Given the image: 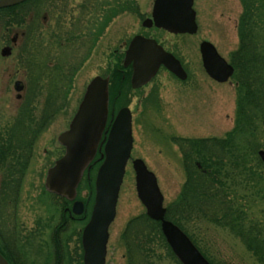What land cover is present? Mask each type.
<instances>
[{"label":"rangeland","instance_id":"rangeland-1","mask_svg":"<svg viewBox=\"0 0 264 264\" xmlns=\"http://www.w3.org/2000/svg\"><path fill=\"white\" fill-rule=\"evenodd\" d=\"M152 4L153 0H137L138 15L123 13L114 18L99 37L89 57L76 71L68 93H65V82L58 81L55 87L58 92L55 97L58 106L62 109H57L45 128L38 135L32 136L35 139L33 154L24 177L17 207V232L21 234L18 248L28 259V264H44V255L53 247L52 230L60 229L62 213L71 209V204L64 203L63 200L47 193L44 187L47 170L64 153L57 136L68 129L91 79L95 76L110 77L112 73L114 74L112 69L117 64L122 65L126 46L134 35L152 37L172 52L181 61L186 79H178L161 68L146 86L136 90L130 89L129 93L123 94L124 96L118 94L119 99L110 104L109 121H112L120 108L130 109L133 145L118 195L115 219L109 227L105 264H128L122 233L131 219L145 214V208L136 194L135 174L131 161L135 158L142 159L147 168L154 173L163 195V205L167 207L176 198L185 180L182 155L173 140L223 137L234 126L237 95L235 82L230 79L226 83H218L205 73L201 63L199 43L203 40L211 42L217 52L230 61L232 53L239 45L238 26L245 11L242 1L193 0L198 26L197 32L193 35H173L157 28L142 27L141 22L150 15ZM11 30L10 38H13L15 32L21 31L19 28ZM4 32H6L5 28L0 25L1 126L15 118L20 108L18 106L21 101L16 98L14 82L16 80L22 82L24 85L22 95L26 96L29 83L25 70L18 66L17 45L12 46L10 40L5 41ZM8 48L10 52L7 51ZM115 50H120V57H116ZM129 72L131 69H127L126 74L128 75ZM50 86H46L44 93L50 92ZM37 102L35 112L39 114L42 98L37 99ZM261 138L264 142V133ZM101 149L102 146L95 157L98 162L87 171L78 188L77 199L84 203L85 212L81 216H75L71 212L75 220L59 235L61 237L59 239L63 242L61 264L82 262L81 232L88 221L94 201V180L102 162L99 153ZM41 199L44 203L42 205ZM56 202L60 204L58 212L61 215L57 213L52 218L53 205ZM252 212L255 220L264 222V203L257 202L252 207ZM43 226L48 227L44 230L46 231L44 234L40 230ZM195 226L196 229L187 228L188 232L197 239L198 245L215 263L258 264L243 243L229 231L204 224ZM2 234H6V228L0 225V243L3 242ZM145 259H142L143 263ZM149 263L181 264L176 257L173 258L159 245L155 247V253ZM47 264H52L51 257Z\"/></svg>","mask_w":264,"mask_h":264},{"label":"trees","instance_id":"trees-1","mask_svg":"<svg viewBox=\"0 0 264 264\" xmlns=\"http://www.w3.org/2000/svg\"><path fill=\"white\" fill-rule=\"evenodd\" d=\"M241 1L245 11L238 26L239 45L230 59L234 67L231 79L237 94L234 126L223 137L173 140L182 155L185 180L176 198L167 205L165 218L184 231L211 264L219 263L207 256L187 228L196 229V224H204L225 229L243 243L258 264H264V222L255 220L252 212L257 202L264 203V164L258 157V151L264 150L261 138L264 133V0ZM18 7L0 9V25L5 31L11 33L15 28L24 31L16 46V58L29 80L26 104L8 124L0 126V225L6 228L2 244L9 250L5 254L0 248V253L7 255L11 264H19L18 260L28 264L18 248L21 234L17 232V207L33 151L32 136L45 128L57 109H62L55 97L58 81L65 82V93H68L76 71L109 23L123 13L138 15V5L137 0H64L57 11L47 14L48 20L44 22L42 14L24 13ZM114 69L109 84L110 109L112 102L119 99L118 94L125 95L131 89V72L126 74L130 68L117 64ZM46 83L51 85L48 94L44 93L49 86ZM39 98L43 102L37 114L35 106ZM96 162L98 159L90 168ZM55 204L52 218L59 213L60 204ZM47 228L41 227V233ZM56 230L60 232L61 227ZM122 237L128 264H150L158 245L175 258L161 233L160 223L146 214L131 219ZM52 243V250L44 255V264L50 257L52 264H61L60 244L54 239ZM143 258H146L144 263Z\"/></svg>","mask_w":264,"mask_h":264},{"label":"water","instance_id":"water-1","mask_svg":"<svg viewBox=\"0 0 264 264\" xmlns=\"http://www.w3.org/2000/svg\"><path fill=\"white\" fill-rule=\"evenodd\" d=\"M23 1L25 0H0V8ZM192 5L193 0H154L151 17L144 19L141 25L171 34H195L196 13ZM7 51L10 52V48ZM199 53L203 69L211 79L224 83L232 76V65L219 55L211 42L201 41ZM122 64L123 67L132 68V89L146 85L161 66L181 80L186 78L185 70L173 54L155 39L142 35H135L130 40ZM108 83L109 77L95 76L87 84L68 129L57 138L64 147V154L48 169L44 184L49 193L73 201V214H82L84 205L75 200L77 186L84 170L103 145L102 162L94 183V203L89 220L82 230L83 264H105L109 227L116 215L120 186L133 145L132 114L128 107L120 108L109 129L105 130L108 118ZM13 88L20 92L23 85L20 81H15ZM258 156L264 164V150H259ZM131 165L135 174L136 194L145 208V214L160 222L161 232L176 258L181 264H210L188 236L165 218L163 195L154 173L142 159H133ZM0 264H10L1 253Z\"/></svg>","mask_w":264,"mask_h":264},{"label":"flooded vegetation","instance_id":"flooded-vegetation-1","mask_svg":"<svg viewBox=\"0 0 264 264\" xmlns=\"http://www.w3.org/2000/svg\"><path fill=\"white\" fill-rule=\"evenodd\" d=\"M63 1L64 0H45V1L44 0H37L38 3L36 4L35 3L36 2L35 0H25V1H23V2H21V3L18 4L19 5L18 8H19L20 11H22L24 13H27V12L28 13H31V14L39 13V14L44 15V16L41 15V21L44 22V20L45 21L48 20L47 14L49 12H53V11L55 12V11H57L58 6H59V3L60 2H63ZM152 7H153V4H152ZM152 7H151V10H152ZM7 8H9V7H7ZM3 9H5V8H3ZM4 34L6 36V37L4 36V40L5 41L6 40L7 41L10 40V43L12 44V46L17 45L20 42V40L24 37V31H22V30L21 31H18V32H15L13 34V36H12L13 38H10V36H9L10 34L7 32V30H6V32H4ZM114 54H116V57H120L121 56L120 50H115ZM23 87H24V85H23ZM17 96H19V97H17ZM16 98L21 101L20 102V105L18 106V108L21 107V106H24V104H26L24 102L25 94L24 95H22V93L20 95L17 94L16 95ZM32 154H33V151H32ZM31 157H32V155H31ZM30 160H31V158H30ZM61 217H62V221H61V224H60L61 230H60V232H58L57 230H52V233H53L52 241L54 239L57 242L58 245L60 244V251L62 252V246H61V244L63 242H61V240L59 239V238H61L59 235H61L62 230H64L65 227H67V225H69L73 220H75V217L71 213L70 210H65V213H62ZM2 243H4V242H2ZM2 243H0V248H3L4 253L5 254H8L9 253V250L7 249V246L6 245H3ZM4 257L7 260L10 261V259H9V257L7 255H4ZM18 263L21 264V262L19 260H18Z\"/></svg>","mask_w":264,"mask_h":264}]
</instances>
